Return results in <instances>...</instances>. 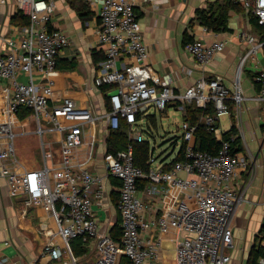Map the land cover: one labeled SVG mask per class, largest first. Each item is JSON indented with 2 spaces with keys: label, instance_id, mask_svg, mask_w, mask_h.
<instances>
[{
  "label": "built area",
  "instance_id": "2783aa9c",
  "mask_svg": "<svg viewBox=\"0 0 264 264\" xmlns=\"http://www.w3.org/2000/svg\"><path fill=\"white\" fill-rule=\"evenodd\" d=\"M99 1L96 34L104 57L98 64L94 85L109 87V108L94 115L88 108L77 106L71 97L61 104L52 102L59 56L71 42L65 31L50 27L55 4L49 0H18L19 11L29 18V23L23 27L21 38L4 40L5 52L0 55V79L5 81L2 93L6 97L4 118L0 120V176L6 179L12 195L22 194L27 206L39 204L55 222L57 229L42 248L41 258L45 260L73 257L71 242L80 238L83 245L97 246L99 256L93 264H121L123 257L131 264H164L163 237L175 232L176 264H229V252L235 243L232 219L246 199L245 190H236L233 181L239 168L248 167L250 160L232 151L234 137H224L220 117L229 114L233 104L240 109L247 99L241 76L248 61L254 64V81L259 88L253 99L264 104V39L241 32V41L249 47L240 59L232 88L220 75L202 76L187 88L174 87L172 74H164L149 63V48L135 11L136 0ZM239 1L264 28V0ZM227 43L226 39L194 38L184 49L205 70ZM184 72L190 75L192 69L185 67ZM191 104L213 108L200 122L206 123L218 140V152L197 148L198 125L183 119L180 143L176 142L173 149L175 152L178 146L174 158L183 153L182 160L168 170L165 162H158L154 155L147 172L136 165L132 141H145L146 134H152L145 120L156 118V111L163 112L168 106L184 113ZM24 109L35 117L40 136L62 134L59 166L49 165L51 154L44 145V165L39 169L17 172L4 163L10 158L16 161V124ZM99 120L104 121L99 128L103 138L97 141ZM123 121L129 125L127 146L116 152H99V148L107 147L109 132L120 129ZM239 132L242 138L240 129ZM169 141L174 143L173 139ZM100 153L101 166L92 170L89 165L96 164ZM108 177L121 182L117 202L120 240L101 231L94 209L105 195ZM142 180L147 181L145 198L152 199L157 193L173 196L161 211L139 196ZM259 236L264 248V227ZM259 263L264 264V255ZM0 264L11 262L2 257Z\"/></svg>",
  "mask_w": 264,
  "mask_h": 264
},
{
  "label": "crops",
  "instance_id": "0c3cea01",
  "mask_svg": "<svg viewBox=\"0 0 264 264\" xmlns=\"http://www.w3.org/2000/svg\"><path fill=\"white\" fill-rule=\"evenodd\" d=\"M49 1L55 4L50 27L65 31L71 40L59 56V73L55 78V97L52 102L61 104L66 97H71L76 101L77 106L88 108L94 115L102 114L109 108V94L94 85L98 64L104 57L103 46L98 42L96 34L100 20L98 14L100 1ZM209 1L215 0H136L135 11L149 48V63L164 74H172L174 87L187 88L202 76L220 75L225 84L232 88L240 59L249 47L247 42L241 41V32L255 33L249 23L248 14L235 11L230 13L231 31L217 33L205 29L198 23L190 29L189 23L195 17L196 10L205 7ZM18 12H21L18 8V0L0 2V55L5 52V39L10 37L19 39L23 36V27L26 24L22 23L21 18L16 17ZM187 28L194 38L207 41L228 40L225 50L218 54L205 67V70L200 68L184 49L183 33ZM71 62L74 66H70ZM261 62L264 63V57ZM185 67H190L192 74H186ZM254 78V64L248 61L241 76V85L247 99L243 101L240 109H237L233 104V113H229L231 126L234 122L242 133L243 149L237 153L250 160L248 167L241 166L239 168L237 177L233 181L236 190H245L246 199L238 206L232 219L235 243L229 252L231 254L229 264H243V262L247 264L252 249L260 245L259 233L264 221V182L261 184V193L251 192L259 168L264 167V104L253 99L259 90ZM22 79L26 80L24 76ZM4 84L5 81L0 79V120L4 118L6 106V97L2 93ZM172 107L174 106H168L162 113L165 115ZM182 116L184 119L183 112ZM97 124L98 129L102 128L104 121L99 120ZM145 125L151 130V136L155 140L156 123L147 119ZM37 126L32 113L18 115L14 139L16 161L11 158L4 160V163L14 171L25 172L41 168L44 165V160L42 161L43 145L46 151L47 148L54 151V155L51 154L49 157V165L59 166L61 164L62 134L52 132L40 136ZM178 129H181L179 125ZM180 136L174 135L169 139H173L177 144L178 141L180 143ZM102 138L103 130L99 129L97 141ZM255 140L258 149L252 150L250 141L255 142ZM105 150V147L99 148L100 152ZM261 154L263 155L261 156ZM173 158L166 156L160 160L167 159L165 163L167 164ZM101 159L102 153H100L96 164L89 165V167L92 170L100 167ZM1 162L3 161L0 160V164ZM120 184L119 179L108 177L105 181V195L94 205L102 232L114 234L115 228L121 227V216L117 206ZM146 185L147 181L142 180L139 196L161 211L173 196L157 193L152 199L145 198L143 189ZM181 196L187 197L184 194ZM189 199L194 201L190 197ZM56 229L55 222L42 206L39 204L27 206L25 197L22 194L12 195L6 179L0 176V258H9L11 264H93L98 258L99 251L95 244L84 245L87 251L81 254L76 253V249L73 248L75 242L71 243L73 257H65L60 261L41 258L44 243ZM174 238L175 232H170L163 237L164 264H176L173 254ZM249 240L254 243L248 245L246 242ZM241 250L242 259L240 260L237 254H240Z\"/></svg>",
  "mask_w": 264,
  "mask_h": 264
},
{
  "label": "trees",
  "instance_id": "16d2710c",
  "mask_svg": "<svg viewBox=\"0 0 264 264\" xmlns=\"http://www.w3.org/2000/svg\"><path fill=\"white\" fill-rule=\"evenodd\" d=\"M231 11L243 12L245 14H248L249 23L251 24L253 30L255 31V34H257L260 37V39H264L263 26H261L258 23L257 18L251 12H247V10L243 8V5L239 0L209 1L205 7H201L196 10V15L190 21L189 27L190 29H192L194 28L195 24L198 23L206 27L209 31H213L217 33L231 31V28L229 26ZM16 17L21 18L22 23L25 24L29 23V18L23 12H18L16 14ZM193 40H194V36L189 32V28H187L183 33L184 46L188 42ZM263 55H264V47H263ZM70 66H74L73 62L70 63ZM101 89L103 90V92H107L109 87L102 86ZM212 112H213L212 107L203 109L191 104L186 107V111L184 112V119L190 121L192 124L198 125L196 131L197 148L201 150L210 151L216 154L218 152L220 144L218 140L215 138V136L209 131L208 125L204 122H200V119L203 115L211 114ZM230 113H233L232 107H230ZM28 114H31V111L27 109H24L21 112V116ZM149 119L156 123V119L154 116H150ZM128 132H129V125L124 121L121 123L120 129L111 130L109 132L108 137L106 138V142H107L106 150L110 152H116L119 149L125 148L130 141ZM224 137L228 139L234 137V140H232L233 152L242 151L243 149L242 138L240 136L239 129L234 122L232 123L231 128L224 132ZM132 143L135 147L136 165L141 166L147 172L149 169V160L151 158L149 141L148 140L142 142L132 141ZM183 158H184L183 153H179L175 158L169 161V163L164 164V168L167 170L171 169L176 161L182 160ZM163 162L166 163L167 159H164ZM115 230L116 232L114 234L111 233V235L116 240H120L122 235V228L116 227ZM72 242L73 243L75 242L73 248L76 249V253L82 254L87 251L80 238H76ZM263 255H264L263 246L261 244L255 246L249 255L247 264H260L259 258ZM121 264H131V262L128 258L123 257L121 260Z\"/></svg>",
  "mask_w": 264,
  "mask_h": 264
},
{
  "label": "rangeland",
  "instance_id": "374dc122",
  "mask_svg": "<svg viewBox=\"0 0 264 264\" xmlns=\"http://www.w3.org/2000/svg\"><path fill=\"white\" fill-rule=\"evenodd\" d=\"M153 110V108H151ZM183 121V116H182V111L178 110L174 107L169 108V111L164 115L160 111H156V126H155V140L152 136H149L146 134V140L150 142V153L151 156L154 155V157H157L158 162L160 161L161 158H164L168 156L169 158L174 157V153L177 151L178 146L174 152V145L175 143H171L168 139L174 135H181L182 130L178 129V125L180 127V124ZM231 116L230 114H223L220 117V125L223 131H226L230 128L231 126ZM256 140L250 141V147L252 150H257L258 146L256 145ZM42 145V144H41ZM176 146V145H175ZM42 152H43V158L42 161L44 160V148L42 147ZM47 152L49 154L54 155L53 150H49L47 148ZM100 152V151H99ZM264 152V150H263ZM263 154H261L262 156ZM261 158V157H260ZM264 182V167L259 168L258 176L254 179L253 182V188L251 190L254 192H260L261 184ZM261 193V192H260ZM258 242V240H257ZM245 243V241H244ZM248 245L254 243V241L246 242ZM233 250V249H232ZM239 256V259H242V250L240 251V254H237ZM243 264H246L243 262Z\"/></svg>",
  "mask_w": 264,
  "mask_h": 264
},
{
  "label": "water",
  "instance_id": "95a60500",
  "mask_svg": "<svg viewBox=\"0 0 264 264\" xmlns=\"http://www.w3.org/2000/svg\"><path fill=\"white\" fill-rule=\"evenodd\" d=\"M264 227V223L262 224V228ZM262 230V229H261ZM259 235H260V233H259Z\"/></svg>",
  "mask_w": 264,
  "mask_h": 264
}]
</instances>
